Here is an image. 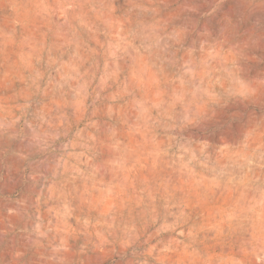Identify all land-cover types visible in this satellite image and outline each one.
Returning a JSON list of instances; mask_svg holds the SVG:
<instances>
[{
  "label": "rangeland",
  "instance_id": "1",
  "mask_svg": "<svg viewBox=\"0 0 264 264\" xmlns=\"http://www.w3.org/2000/svg\"><path fill=\"white\" fill-rule=\"evenodd\" d=\"M0 264H264V0H0Z\"/></svg>",
  "mask_w": 264,
  "mask_h": 264
},
{
  "label": "bare ground",
  "instance_id": "2",
  "mask_svg": "<svg viewBox=\"0 0 264 264\" xmlns=\"http://www.w3.org/2000/svg\"><path fill=\"white\" fill-rule=\"evenodd\" d=\"M121 159V158H120ZM120 162V160H118V163ZM121 163V162H120ZM123 163V162H122ZM120 165V164H119ZM239 189V188H238ZM237 211V210H236ZM234 212V211H233Z\"/></svg>",
  "mask_w": 264,
  "mask_h": 264
}]
</instances>
